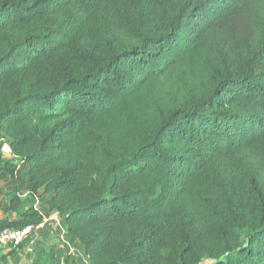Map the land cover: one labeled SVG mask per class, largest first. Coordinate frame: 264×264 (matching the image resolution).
Segmentation results:
<instances>
[{"label": "trees", "instance_id": "16d2710c", "mask_svg": "<svg viewBox=\"0 0 264 264\" xmlns=\"http://www.w3.org/2000/svg\"><path fill=\"white\" fill-rule=\"evenodd\" d=\"M4 139L44 212L0 232L57 211L91 264H264V0H0Z\"/></svg>", "mask_w": 264, "mask_h": 264}, {"label": "crops", "instance_id": "0c3cea01", "mask_svg": "<svg viewBox=\"0 0 264 264\" xmlns=\"http://www.w3.org/2000/svg\"><path fill=\"white\" fill-rule=\"evenodd\" d=\"M11 158L12 154L9 159ZM19 210L20 208L13 213ZM2 219L4 220L0 216V220ZM62 230L55 223H51L47 229L35 232L34 236L38 240L34 244L27 242L15 250L9 247L0 248V264H52L48 260L51 256L56 257L55 264H91L82 243L78 240L70 241Z\"/></svg>", "mask_w": 264, "mask_h": 264}, {"label": "rangeland", "instance_id": "374dc122", "mask_svg": "<svg viewBox=\"0 0 264 264\" xmlns=\"http://www.w3.org/2000/svg\"><path fill=\"white\" fill-rule=\"evenodd\" d=\"M0 153L3 155L4 158L9 159L10 157V149H9V143L6 139L0 140ZM17 195L20 197V199L23 201V205L20 207V210L18 212H14V210L9 209L10 207V201L13 199V197ZM0 200L2 201V207L0 209V216L4 219H10L11 221H17L20 218L21 213L24 210L29 209L30 207H38L39 210L44 212L43 209H41V199H37L35 202L32 203L29 199V192L26 190H17V186L15 184V180L11 178H5L0 179ZM17 211V210H16ZM16 215H13L15 214ZM16 218H13V217ZM209 261H206L204 264H208Z\"/></svg>", "mask_w": 264, "mask_h": 264}, {"label": "built area", "instance_id": "2783aa9c", "mask_svg": "<svg viewBox=\"0 0 264 264\" xmlns=\"http://www.w3.org/2000/svg\"><path fill=\"white\" fill-rule=\"evenodd\" d=\"M38 206V205H37ZM35 207L38 209V207ZM41 221L35 225H27L22 228L5 229L0 232V248H19L24 242L32 240L34 242V233L42 231L46 226L54 222L56 224L61 223V216L59 212H54L51 216L41 214Z\"/></svg>", "mask_w": 264, "mask_h": 264}]
</instances>
